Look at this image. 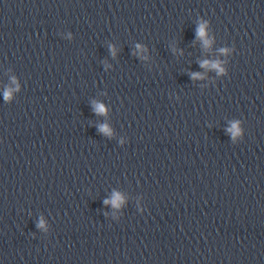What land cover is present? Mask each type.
Wrapping results in <instances>:
<instances>
[{"label":"water","instance_id":"obj_1","mask_svg":"<svg viewBox=\"0 0 264 264\" xmlns=\"http://www.w3.org/2000/svg\"><path fill=\"white\" fill-rule=\"evenodd\" d=\"M0 264H264V0H0Z\"/></svg>","mask_w":264,"mask_h":264},{"label":"clouds","instance_id":"obj_2","mask_svg":"<svg viewBox=\"0 0 264 264\" xmlns=\"http://www.w3.org/2000/svg\"><path fill=\"white\" fill-rule=\"evenodd\" d=\"M208 28H209L208 23L206 21H201L199 27L197 28V32H196L197 37L203 42L205 47H211V45L213 43V41L209 37ZM68 39H71L70 35L68 36ZM137 49H138L137 54H142L145 51L139 45H137ZM111 51H112L113 56H115L116 50L113 48V49H111ZM220 51L223 55L227 56V55L231 54L232 50L231 49H221ZM201 67L204 69H209V68L215 69L217 71L218 75H226V70L220 62L209 63L208 61H204L201 63ZM193 78L194 79H201L202 76L198 73H194ZM11 83H12L13 87H6L4 92H3V98L6 102L10 101L13 98L12 94L14 92L19 91V84L15 80V78L12 79ZM96 111L98 113H104L105 109L99 105H96ZM101 130L104 133L111 135V132L107 127H103ZM228 131L231 134L233 140H238L239 138H241L243 135V130H242L240 121L232 122L231 127L228 129ZM104 203L110 204V205H112L118 209L123 205L124 199L119 194H113V198L111 200H105ZM38 227H40L41 229L46 228V225H45V222L43 219H41Z\"/></svg>","mask_w":264,"mask_h":264}]
</instances>
